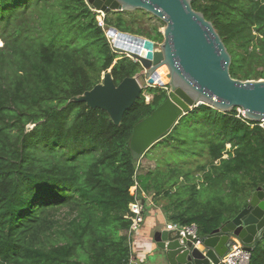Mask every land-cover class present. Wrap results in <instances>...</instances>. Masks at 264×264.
Listing matches in <instances>:
<instances>
[{
    "label": "trees",
    "instance_id": "obj_1",
    "mask_svg": "<svg viewBox=\"0 0 264 264\" xmlns=\"http://www.w3.org/2000/svg\"><path fill=\"white\" fill-rule=\"evenodd\" d=\"M211 22L241 81L264 79V0H192ZM105 28L163 43L123 13ZM163 23V22H162ZM164 24V23H163ZM165 26V25H164ZM0 264H130L131 189L169 223L208 236L264 185V129L201 105L143 159L134 127L167 96H143L116 127L73 98L111 71L116 85L140 67L116 54L87 0H0ZM142 159V160H143ZM147 196V197H146ZM250 264H264V239Z\"/></svg>",
    "mask_w": 264,
    "mask_h": 264
},
{
    "label": "water",
    "instance_id": "obj_2",
    "mask_svg": "<svg viewBox=\"0 0 264 264\" xmlns=\"http://www.w3.org/2000/svg\"><path fill=\"white\" fill-rule=\"evenodd\" d=\"M97 12L133 13L142 11L162 21L166 27L163 43H156L115 28L114 52L126 55L144 72L146 87L140 75L125 78L116 85L111 71L101 83L83 95L73 98L90 109L108 114L116 127L127 111L148 88L168 90L165 102L133 129L130 149L134 161L140 162L156 144L167 138L179 123L196 108L205 105L229 114L240 108L249 122L264 120V79L241 81L230 74L232 58L213 24L192 7V0H87ZM129 41V50L120 46ZM163 70L166 83L160 80ZM264 239V185L251 196L247 206L232 220L208 236L195 241L191 236L165 228L154 233L152 264H219L220 259L236 248L253 253ZM199 242V243H197Z\"/></svg>",
    "mask_w": 264,
    "mask_h": 264
},
{
    "label": "built area",
    "instance_id": "obj_3",
    "mask_svg": "<svg viewBox=\"0 0 264 264\" xmlns=\"http://www.w3.org/2000/svg\"><path fill=\"white\" fill-rule=\"evenodd\" d=\"M91 10L97 15L105 16L103 13L97 12L92 7H90ZM97 18V22L99 27H101L103 30H105L107 39L112 47L113 50H115V44L117 42V35L111 36L110 35V29L105 28L104 19L102 17ZM236 118L240 119L241 121L247 123L248 120L245 117V112L243 109H236ZM259 127L264 129V120L257 123ZM131 194L135 195V201L130 204V219L132 220L131 228L127 231V237L128 242L130 244V247L132 245V241L134 240L135 235L138 233L141 225L144 223V211H145V201L142 199V197H145V194L142 192L139 194V187L136 183L135 186L131 189ZM167 229L174 230L179 232L180 236L185 238L187 235L191 236L195 241H197L200 237L198 228L196 226H179L177 224H170L167 225ZM199 243V242H197ZM252 258V253L247 252L243 250L242 248H236L232 252H230L227 256L220 259L219 264H250ZM131 264V261H130ZM213 264V263H211Z\"/></svg>",
    "mask_w": 264,
    "mask_h": 264
},
{
    "label": "crops",
    "instance_id": "obj_4",
    "mask_svg": "<svg viewBox=\"0 0 264 264\" xmlns=\"http://www.w3.org/2000/svg\"><path fill=\"white\" fill-rule=\"evenodd\" d=\"M143 216L144 223L132 241L131 264H152L151 255L155 250L154 233L171 224L158 208L149 206Z\"/></svg>",
    "mask_w": 264,
    "mask_h": 264
},
{
    "label": "rangeland",
    "instance_id": "obj_5",
    "mask_svg": "<svg viewBox=\"0 0 264 264\" xmlns=\"http://www.w3.org/2000/svg\"><path fill=\"white\" fill-rule=\"evenodd\" d=\"M123 14H124V18H127V19L128 18H131V19L135 20V23L133 24V27L136 30H139V31H143V32H147V33H153V28L158 27L159 28V32L160 33H163V31H164V29L166 27V25L163 24L162 21H160L157 18L153 17L152 15H150L148 13H145V12H142V11H136V12H133V13H123ZM99 16L100 15L97 14V18ZM105 16H100V17H102V19H105ZM124 34H129V33H124ZM129 35H133L135 37H140V38L147 39L146 37L141 36V35H137V34H129ZM160 45L161 44L156 43L155 48L156 49H159ZM0 46H2V42H0ZM121 56H126V55H121ZM138 75H140V78H139L140 84L142 85V87L145 88L146 87V80H145V78L143 76L144 75V72H143L142 69L140 70V72L138 73ZM168 92L169 91L167 90V93ZM144 94H145V97H146V102L149 103L152 100V96L147 95L146 90H145V93ZM141 165L144 168V170H147L149 168H154V166H155L154 162L148 161L146 159H143L142 160ZM147 205L153 207V201H152V197L151 196H148ZM125 234H127V232Z\"/></svg>",
    "mask_w": 264,
    "mask_h": 264
},
{
    "label": "bare ground",
    "instance_id": "obj_6",
    "mask_svg": "<svg viewBox=\"0 0 264 264\" xmlns=\"http://www.w3.org/2000/svg\"><path fill=\"white\" fill-rule=\"evenodd\" d=\"M132 44L127 40V41H125V40H120V46L123 48V49H125V50H129L130 49V46H131ZM160 80H161V82L162 83H166V77H165V73H163V70H161L160 72Z\"/></svg>",
    "mask_w": 264,
    "mask_h": 264
}]
</instances>
